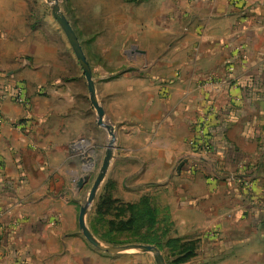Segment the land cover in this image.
Returning a JSON list of instances; mask_svg holds the SVG:
<instances>
[{"label": "crops", "instance_id": "obj_1", "mask_svg": "<svg viewBox=\"0 0 264 264\" xmlns=\"http://www.w3.org/2000/svg\"><path fill=\"white\" fill-rule=\"evenodd\" d=\"M73 3L85 58L98 63V100L146 180L171 194L163 208L178 236L199 238L209 264H264V0ZM30 10L0 0V113L19 122L0 126V264H153L91 247L78 193L59 191L89 104L67 78L72 57L64 66ZM17 84L25 105L11 98ZM209 109L212 145L194 153ZM245 176L248 190L236 180Z\"/></svg>", "mask_w": 264, "mask_h": 264}, {"label": "rangeland", "instance_id": "obj_2", "mask_svg": "<svg viewBox=\"0 0 264 264\" xmlns=\"http://www.w3.org/2000/svg\"><path fill=\"white\" fill-rule=\"evenodd\" d=\"M29 4L31 17H35L36 25L40 26L43 37L49 40L51 45L57 46L59 52L63 53V65L69 67L72 57L73 70L71 76L68 75L67 78L73 82V92L83 95L89 104L88 125L84 127L83 134H76L70 143L75 154L72 177L68 174V182H64V180L58 184L59 191L78 193L73 198L75 205H77L78 216L80 207L86 203L88 193L99 175L105 153L110 148L111 157L106 172L84 214V222L89 232L98 241L107 245L154 246L162 255L164 264H209V260L203 257V259L198 260L202 253L199 238L178 236L179 231L169 220L163 208V203L171 200V194L162 193V182L146 180L144 177L145 165L138 158L130 157L135 154L134 152L126 151L120 146L112 118L107 117L104 111L102 119L104 126L97 123V113L89 99L82 66L64 31L52 14L54 3L49 0H29ZM56 5L68 20L81 45L82 35L79 22L75 17L77 9L73 0H56ZM91 66L93 78H96L98 63L91 61ZM93 80L97 83L98 79ZM94 87L96 100L102 107L98 100V90L101 91L103 104L106 101L103 87L98 85ZM84 118H86L85 109ZM106 125L111 127L113 138ZM111 140L112 142H110ZM188 144L191 147L190 142ZM179 164L174 167L173 172H177ZM69 169L71 168L69 167ZM85 176L87 179L84 181ZM58 177L62 176L58 175ZM174 196L180 200V193H175ZM146 209L153 213L154 221L150 219ZM85 240L87 241L86 238ZM89 245L101 251L91 243ZM101 252L108 255L146 254L150 255L153 264H156L154 255L150 251L132 249L118 253Z\"/></svg>", "mask_w": 264, "mask_h": 264}, {"label": "water", "instance_id": "obj_3", "mask_svg": "<svg viewBox=\"0 0 264 264\" xmlns=\"http://www.w3.org/2000/svg\"><path fill=\"white\" fill-rule=\"evenodd\" d=\"M49 1H52L54 3L52 5V14H53L54 18L57 20V22L59 23L62 30L64 31L75 55L77 56V58L79 60V63L82 66V70L84 72V76H85V79L87 82L89 99H90V101H91V103H92V105L95 108L96 113H97V123L104 126L103 121H102L104 109L99 105V103L96 100L95 87H94L91 69L88 65L86 58H85L82 47L79 44V41H78L71 25L69 24L68 20L60 12L59 7L56 5V0H49ZM106 127L109 129V133H110L111 137L113 138L111 127L107 126V125H106ZM110 142H112V140ZM110 157H111V149L108 148L106 153H105L99 175L96 177V179H95V181H94V183H93V185H92V187L88 193L86 203L84 205H82L79 209V213L77 216L78 228L80 229L82 235L87 239V241L101 251H104L107 253H118V252H124V251L132 250V249H137V250H141V251H150L154 255V259H155L156 264H164V259H163L162 255L159 253L157 248L154 246H151V245H135V244H126V245H122V246L107 245V244H104V243L98 241L89 232L87 226L85 225L84 214L86 212L88 205L91 203V201L93 200V198L95 196V192L97 190L99 183L101 182V180L104 177V174L106 172ZM181 164H182V162H180V164L178 166V170H179ZM86 179H87V176H85L83 180L85 181ZM79 184L81 185V182Z\"/></svg>", "mask_w": 264, "mask_h": 264}, {"label": "built area", "instance_id": "obj_4", "mask_svg": "<svg viewBox=\"0 0 264 264\" xmlns=\"http://www.w3.org/2000/svg\"><path fill=\"white\" fill-rule=\"evenodd\" d=\"M11 98L15 103L20 105H25L27 103L26 93L24 87L21 84H17L13 87ZM211 117V110L209 109L206 113H204L200 121L196 124L194 129V137L190 141L192 152H207L210 149L212 145L211 131L213 126ZM5 123H9L12 126L19 125V122L9 121L0 113V126ZM236 180L242 189L248 190L250 188L249 177L245 176L241 178H236Z\"/></svg>", "mask_w": 264, "mask_h": 264}, {"label": "trees", "instance_id": "obj_5", "mask_svg": "<svg viewBox=\"0 0 264 264\" xmlns=\"http://www.w3.org/2000/svg\"><path fill=\"white\" fill-rule=\"evenodd\" d=\"M146 212L148 213L150 219H151L152 221H154V215H153V213H151V211L148 210V209H146Z\"/></svg>", "mask_w": 264, "mask_h": 264}]
</instances>
